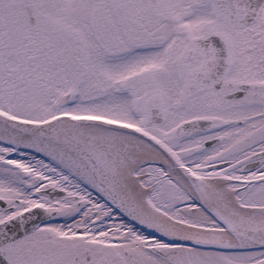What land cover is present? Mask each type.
Here are the masks:
<instances>
[{"label": "snow or ice", "instance_id": "1", "mask_svg": "<svg viewBox=\"0 0 264 264\" xmlns=\"http://www.w3.org/2000/svg\"><path fill=\"white\" fill-rule=\"evenodd\" d=\"M0 264H264V0H0Z\"/></svg>", "mask_w": 264, "mask_h": 264}]
</instances>
